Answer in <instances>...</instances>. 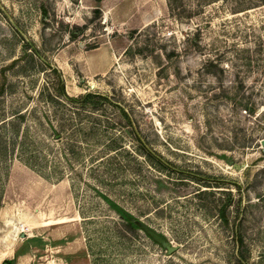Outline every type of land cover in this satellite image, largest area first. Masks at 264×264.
<instances>
[{
  "label": "rangeland",
  "instance_id": "rangeland-1",
  "mask_svg": "<svg viewBox=\"0 0 264 264\" xmlns=\"http://www.w3.org/2000/svg\"><path fill=\"white\" fill-rule=\"evenodd\" d=\"M183 4L0 0V264H264V0Z\"/></svg>",
  "mask_w": 264,
  "mask_h": 264
},
{
  "label": "trees",
  "instance_id": "trees-1",
  "mask_svg": "<svg viewBox=\"0 0 264 264\" xmlns=\"http://www.w3.org/2000/svg\"><path fill=\"white\" fill-rule=\"evenodd\" d=\"M95 3L97 4L96 10L99 11V7L100 4L102 2V0H94ZM183 0H168V8L170 11V15L174 16V17H181V11H183ZM41 11H42V16L47 17V10L45 9V7H41ZM81 30H79L78 32L76 31H69V39L71 41H74L78 38V36L80 35ZM28 46H30L31 51L34 52V54H39V50L31 45V44H27ZM25 53H28L26 51H24ZM52 72L57 75V91L59 96L56 98L49 96V100L52 103L55 104H67V103H72V104H79L82 105L83 107L88 106V105H92L93 109H97L96 105L98 104V101L100 100H104L105 97L98 95V94H94V93H86L84 95H81L79 97H70L68 96V94L66 93V89H65V84L63 82L62 79V75L61 72L53 67L52 68ZM64 98V99H61ZM19 114V113H18ZM17 119H24V116H22V114H19L17 116ZM1 122V121H0ZM6 122H4L3 124H5ZM3 124H0V127L3 128ZM8 125V124H7ZM0 128V129H1ZM15 129V130H14ZM14 129L12 131V137H16L18 135V129L16 126H14ZM4 136L1 134L0 135V157H1V153H7L8 149L5 146V143L3 142ZM105 200L112 206V208L118 213V215L120 216V218H122V220H124L125 222H127V224L129 225L130 228H135V218L125 212L122 208H120L117 204L113 203L111 200H109L107 197H105ZM241 241V239H240ZM248 262V257L245 255V250L243 249L242 245L240 244L238 246V256L236 258V262L235 264H247ZM4 264H8L7 262Z\"/></svg>",
  "mask_w": 264,
  "mask_h": 264
},
{
  "label": "water",
  "instance_id": "water-1",
  "mask_svg": "<svg viewBox=\"0 0 264 264\" xmlns=\"http://www.w3.org/2000/svg\"><path fill=\"white\" fill-rule=\"evenodd\" d=\"M264 145V142H263ZM141 226V225H140ZM147 234L159 245H161L164 249H166L167 253L169 255L173 254L176 251V248L172 246L169 242H167L164 238L161 236L155 234L153 231L146 229Z\"/></svg>",
  "mask_w": 264,
  "mask_h": 264
}]
</instances>
